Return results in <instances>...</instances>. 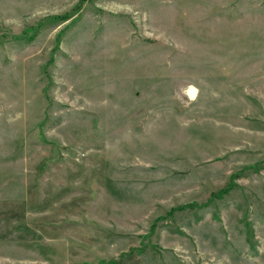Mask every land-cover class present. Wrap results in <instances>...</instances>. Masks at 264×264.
I'll return each mask as SVG.
<instances>
[{"label": "rangeland", "instance_id": "obj_1", "mask_svg": "<svg viewBox=\"0 0 264 264\" xmlns=\"http://www.w3.org/2000/svg\"><path fill=\"white\" fill-rule=\"evenodd\" d=\"M0 264H264V0H0Z\"/></svg>", "mask_w": 264, "mask_h": 264}, {"label": "bare ground", "instance_id": "obj_2", "mask_svg": "<svg viewBox=\"0 0 264 264\" xmlns=\"http://www.w3.org/2000/svg\"><path fill=\"white\" fill-rule=\"evenodd\" d=\"M190 94H191V95H193V94H194V91H193L192 89L190 90Z\"/></svg>", "mask_w": 264, "mask_h": 264}]
</instances>
